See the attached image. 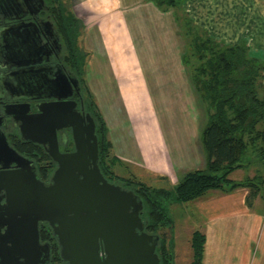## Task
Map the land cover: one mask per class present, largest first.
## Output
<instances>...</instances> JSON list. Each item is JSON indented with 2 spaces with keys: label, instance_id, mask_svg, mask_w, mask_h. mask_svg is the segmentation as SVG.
I'll return each instance as SVG.
<instances>
[{
  "label": "water",
  "instance_id": "water-1",
  "mask_svg": "<svg viewBox=\"0 0 264 264\" xmlns=\"http://www.w3.org/2000/svg\"><path fill=\"white\" fill-rule=\"evenodd\" d=\"M49 83L67 91L36 96L56 98L38 104L37 112H30L28 102L3 106L20 138L43 146L55 162L49 182L38 178L33 160L10 145L0 116V264H47L50 245L40 240L42 222L66 264H160L159 236L144 230L142 200L100 170L93 117L79 111L75 100L61 99L78 89V78L54 76ZM64 128L71 129L69 152L58 147L57 131Z\"/></svg>",
  "mask_w": 264,
  "mask_h": 264
},
{
  "label": "trees",
  "instance_id": "trees-1",
  "mask_svg": "<svg viewBox=\"0 0 264 264\" xmlns=\"http://www.w3.org/2000/svg\"><path fill=\"white\" fill-rule=\"evenodd\" d=\"M50 1L54 6L55 23L67 43V62L81 84L73 47L77 23L72 15L65 13L61 0ZM150 1L162 10L173 8L174 17L180 23L181 18L176 11L178 0ZM189 30L191 38L186 42L183 63L205 106L206 120L201 130V143L206 153L204 169L185 173L170 190L147 184L133 175H118L115 167L123 164V161L112 152L113 145L108 137L106 122L90 95L86 102L83 101L85 110L95 122L100 170L109 181L132 189L142 200L144 230L159 236L156 253L160 264H175L176 244L172 234L167 237L160 231L172 226L166 201L186 203L204 196L210 190H232L241 186L249 189L248 200L259 192L264 193V173L260 171L241 181H233L229 177L233 171L256 163L264 172V62L243 41L227 45L212 36L192 32L191 27ZM7 137L13 148L33 160L38 178L48 181L55 163L43 147L23 141L16 129L8 131ZM39 231L40 240L50 245L49 264H65L59 255L56 239L46 223H40ZM204 242L205 236L201 231L194 230L191 233L188 264H203Z\"/></svg>",
  "mask_w": 264,
  "mask_h": 264
},
{
  "label": "crops",
  "instance_id": "crops-1",
  "mask_svg": "<svg viewBox=\"0 0 264 264\" xmlns=\"http://www.w3.org/2000/svg\"><path fill=\"white\" fill-rule=\"evenodd\" d=\"M70 2L71 10L87 25L83 36L97 63L96 97L103 107L102 109L100 106L111 142L113 140L110 126H114L115 116L112 115L108 104L99 96L104 90V83L110 84L109 88L113 92L121 89L130 92L133 89L132 84L123 77L134 74L144 82L140 81L141 85H145L149 91H154L151 87V77H157L156 90L163 89L167 94L171 93V96L175 90L176 98H171L177 101V104L186 91L194 90L183 63L185 42L179 36L180 31L173 8L162 10L150 0H70ZM225 3L222 16L218 17L221 13H217L218 16L214 14V19L215 17L219 21L224 19L226 26L231 25V28L234 24L244 26L240 33L234 36L231 33L229 36L231 38L226 42L235 43L242 40L244 33L250 32L254 24L264 25V0H225ZM210 5L213 10V5ZM217 10L215 7L214 12ZM123 64L126 66L125 69L120 68ZM121 81L126 82L124 86L115 88L117 86L115 83L120 84ZM113 92L111 96L115 94ZM198 97L196 93V100ZM183 119L184 123L188 121L187 130L190 131L189 126L195 119L190 117ZM197 119L198 123L192 136L197 139L196 149L193 150H197L199 146L198 157L192 153L193 159H197L193 160L194 164L189 166L190 168L184 167L180 177L189 171L204 169L206 165V155L204 151L201 152L203 149L201 130L204 121ZM115 149L118 150L116 147ZM117 155L122 160L120 153ZM125 162L129 163L127 160ZM137 167L150 174L163 176L167 173L172 176L171 178H175L176 182L180 179L177 178L178 174L174 175L176 168L164 173L144 166ZM179 169L176 170L179 172ZM247 196L246 188L240 187L218 194L209 193L193 200L195 203L189 210L193 217L189 218L191 217L195 223V229L205 236L203 264H264V196L258 194L249 200ZM232 218L237 219L233 227L223 223ZM259 238L260 242L257 244Z\"/></svg>",
  "mask_w": 264,
  "mask_h": 264
},
{
  "label": "rangeland",
  "instance_id": "rangeland-1",
  "mask_svg": "<svg viewBox=\"0 0 264 264\" xmlns=\"http://www.w3.org/2000/svg\"><path fill=\"white\" fill-rule=\"evenodd\" d=\"M61 2L65 13L72 15L77 23L75 25L77 35L75 36L73 47L75 56L77 57V70L81 79L82 100L86 102L88 95H90L95 102V107L102 114L100 108L101 104L97 100V92L95 91V71L97 63L83 36L87 25L83 21L81 22L79 15H76L75 12L71 10L70 0H61ZM177 4L176 11L179 18H181L178 24V29L180 31L179 36H181L185 42L184 55L187 51L186 42L191 38V35H188L190 27L192 32H198L200 35L212 36L218 42L227 45L233 44L231 42H226L231 38L229 37L231 33L233 34L232 36H234V34L240 33L244 29V26L236 24L231 28V25L226 26L224 19L220 21L216 17L214 19V14L217 15V13H221L220 16H217H222L224 4H226L225 0H178ZM210 4L213 5V10ZM215 7H217L218 10L214 12ZM212 19H214V22H212ZM249 31L250 32L244 33L245 36L240 41L245 42L250 51L264 62V25L254 24ZM232 39L234 40L235 38L233 37ZM120 68L125 69V64ZM185 69L186 73H188L186 67ZM106 76L108 75H105V77ZM123 79L132 84V91L125 92L121 89V91L118 90L113 92V90L109 88L110 84L104 83V90H102L99 95L103 102L105 101L110 107L109 109H111L112 115L115 116V122L113 121L114 126H110L113 140L112 144L114 146L112 152L117 157L119 156L117 153H120L123 161V164H118L115 167L116 173L124 177L133 175L144 180L147 184L156 187H164L170 190L173 188L176 181L175 178H171L172 176L168 175L166 171H173L175 168H180L179 172L175 169L174 174H178L177 178L179 179L184 172V167L190 168L189 166H193L194 161L197 159L194 160L192 155L195 153V157H198L197 150L199 146L197 150H193L196 149L195 140L197 139H194L192 135L195 133L196 124L198 123L197 118L205 123V106L202 104L199 97V99L196 100L195 94L197 92L195 88H193L194 90L186 91L184 97L180 98L181 100H179L177 104V101L172 100V98H176L177 92L175 90L172 96L171 93L167 94L163 89L162 91L156 90L157 77H151V87L154 91H149L145 85H141L140 81L142 80L139 79L138 75L131 74L128 77L124 76ZM124 83L126 82L121 81L120 84L115 83V86L117 85L115 88H122ZM262 84L264 86V69L262 72ZM111 92L115 94L111 96ZM199 107L201 108L199 109ZM183 117L195 119L194 123L189 126L190 131L187 130L188 121L186 120L184 123ZM115 147L118 148V150L115 149ZM203 151L202 149L201 152ZM124 159L129 163L125 162ZM191 162L192 165L190 164ZM182 165L183 168H181ZM137 166H144L150 170H160L166 173L167 176L165 174H163V176L150 174L142 171V169ZM259 171L264 173L260 165L257 163L251 164L250 166L248 165L233 171L229 177L233 181H241L246 177L254 176ZM244 188H246L249 194V189L247 187ZM226 191L230 190L214 189L208 191L204 196L209 193L215 192L218 194ZM259 195L264 196V193L259 192ZM194 203L193 200L186 203H177L168 200L165 203L172 217V226L162 228L160 231L161 233H165L167 237L172 234L174 243L176 244L174 247L175 264H188L189 262L188 240L191 233L196 230L195 223L191 219L193 215L189 210L193 207ZM188 213H190V215H187ZM189 216L191 217L189 218ZM236 220V218H232L223 221V223L226 225L229 224V227H233ZM259 242L260 238L257 244ZM51 264L60 263L54 262Z\"/></svg>",
  "mask_w": 264,
  "mask_h": 264
},
{
  "label": "flooded vegetation",
  "instance_id": "flooded-vegetation-1",
  "mask_svg": "<svg viewBox=\"0 0 264 264\" xmlns=\"http://www.w3.org/2000/svg\"><path fill=\"white\" fill-rule=\"evenodd\" d=\"M53 7L50 0H0V116L6 136L16 126L3 114L5 104L28 102L30 112L35 113L41 102L56 101L51 95L36 96L60 95L67 91L50 87L54 76L74 77L67 62V43L55 23ZM15 63L22 65L15 68ZM21 69L23 73L15 72ZM61 99L75 100L79 111L88 112L83 104L80 81L77 90L72 88L71 96ZM57 139L61 152L74 150L70 128L57 131ZM46 226L52 234L47 223Z\"/></svg>",
  "mask_w": 264,
  "mask_h": 264
}]
</instances>
